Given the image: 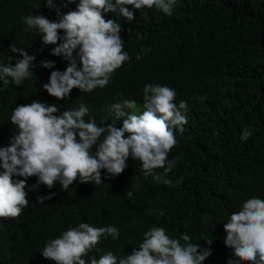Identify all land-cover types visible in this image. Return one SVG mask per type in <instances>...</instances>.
Instances as JSON below:
<instances>
[{
    "label": "trees",
    "instance_id": "16d2710c",
    "mask_svg": "<svg viewBox=\"0 0 264 264\" xmlns=\"http://www.w3.org/2000/svg\"><path fill=\"white\" fill-rule=\"evenodd\" d=\"M72 9L67 5L61 12ZM132 11V21L105 14L121 24L129 60L105 89L91 94L72 89V101L64 103L40 89L51 70L38 62L54 60L60 70L66 62L51 56L53 46L43 45L21 21L31 13L53 20L55 10L44 0H0V63L14 64L18 58L8 53L10 45L35 54L37 61L23 85L9 83L0 91V146L12 135L11 109L36 98L56 102L60 111L83 103L98 123H112L108 105L132 99L142 110V89L151 83L174 88L175 102L184 100L188 108L184 130L175 133L177 144L169 152L175 166L167 175L175 186L144 177L140 162L130 158L113 178L104 179L102 171L104 182L98 186L74 182L67 192L59 185L26 189L28 206L16 218H0V264H54L39 251L47 239L79 222L119 229L117 241L98 245L102 252L130 253L144 231L163 226L172 237L187 232L193 243L210 247L203 264L233 259L223 244V222L248 197L264 199V0H177L170 16L154 8ZM242 129L252 132L246 141L240 140ZM33 183L30 177L27 184ZM50 191L56 193L52 199L37 202V195ZM204 239L213 243L206 245Z\"/></svg>",
    "mask_w": 264,
    "mask_h": 264
},
{
    "label": "clouds",
    "instance_id": "9594fccd",
    "mask_svg": "<svg viewBox=\"0 0 264 264\" xmlns=\"http://www.w3.org/2000/svg\"><path fill=\"white\" fill-rule=\"evenodd\" d=\"M176 3L177 0H44L45 7L55 10V19L31 13L21 21L43 45H52L49 54L59 57L66 66L60 70L54 60L39 61L40 68L51 70L40 89L64 103L72 101V89L85 94L105 89L116 70L129 60L128 52L123 50L121 24L105 19V14L111 12L132 21L133 9L154 8L170 16ZM67 5H74V9L62 13L61 7ZM9 52L19 56L14 64L0 63V91L9 83L23 85L36 68L35 54L15 45L9 46ZM175 97L174 88L145 84L142 110H137L132 99L122 98L108 105L112 123H98L83 103L63 111L56 102L40 98L16 103L8 116L12 135L6 145L0 146V218H16L28 206L27 191H36L40 185L48 189L59 185L60 191L67 192L74 182L98 186L104 182L102 171L104 179L113 178L128 166L130 158L140 162L144 177L175 186L167 175L175 166L169 152L177 144L175 133L184 130L188 111L186 102L177 103ZM116 120H120V127L115 126ZM251 135V130L242 129L240 140L246 141ZM158 168L163 171L154 174ZM30 177H35L31 185L27 184ZM179 182L178 179L176 183ZM55 195L50 191L37 195L36 200L43 204ZM223 231V244L233 256L226 264H240L242 260L264 264V199L251 196L242 201L239 210L223 222ZM119 236L114 225L97 227L79 222L47 239L39 252L54 264H203L211 255L210 247L193 243L187 232L172 237L163 226L144 231L130 253L117 255L98 247L109 239L117 241ZM204 241L209 246L213 243Z\"/></svg>",
    "mask_w": 264,
    "mask_h": 264
},
{
    "label": "rangeland",
    "instance_id": "374dc122",
    "mask_svg": "<svg viewBox=\"0 0 264 264\" xmlns=\"http://www.w3.org/2000/svg\"><path fill=\"white\" fill-rule=\"evenodd\" d=\"M139 103H136V106L138 105Z\"/></svg>",
    "mask_w": 264,
    "mask_h": 264
}]
</instances>
